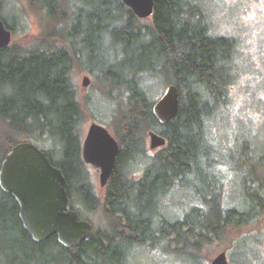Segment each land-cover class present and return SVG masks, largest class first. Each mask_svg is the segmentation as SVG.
Masks as SVG:
<instances>
[{
    "label": "trees",
    "instance_id": "obj_1",
    "mask_svg": "<svg viewBox=\"0 0 264 264\" xmlns=\"http://www.w3.org/2000/svg\"><path fill=\"white\" fill-rule=\"evenodd\" d=\"M6 1L0 0V17L12 31L2 17ZM29 2L53 26L32 47L11 42L0 48V161L15 144L34 143L62 170L71 207L87 220L100 210L107 225L76 247H63L54 235L36 243L22 226L16 201L0 189V264H130V252L141 246L197 261L204 244L261 226L264 146L259 151L247 142L248 159L238 163L246 170L241 208L221 204L216 184L189 182L215 165L208 129L235 47L232 38L209 32L200 0H154L150 24L121 0ZM107 39L123 53L110 68L102 45ZM85 52L93 61L89 69L104 80V93H117V100L111 98L118 102L113 135L120 152L102 199L81 156L85 113L72 71L85 66ZM159 78L178 90L177 112L165 124L152 112L148 89ZM149 129L166 139L154 153L144 145ZM138 160L145 164L135 177ZM189 186L202 204L170 219L162 201L175 187Z\"/></svg>",
    "mask_w": 264,
    "mask_h": 264
},
{
    "label": "rangeland",
    "instance_id": "obj_2",
    "mask_svg": "<svg viewBox=\"0 0 264 264\" xmlns=\"http://www.w3.org/2000/svg\"><path fill=\"white\" fill-rule=\"evenodd\" d=\"M200 1L207 16L209 32L232 38L235 47L229 66V81L222 87L223 92L211 115L208 129L209 142L214 153L211 159L215 160V165L205 175L202 174L203 179L191 176L189 182L203 188L211 186L212 183L216 184L221 204L241 208L240 176L246 170L243 167L238 168V163L240 159L247 158L244 148L247 142L254 144V148L259 151L264 146V0ZM75 3L77 6L82 5L78 1ZM2 17L12 28L11 42L27 48L35 45L39 35L44 30H52L53 26L49 23L47 25L43 10L32 7L29 0H7ZM142 21L150 24L151 17L143 18ZM102 45L109 68L117 64V59L123 58L121 46H111L109 39ZM82 61L85 66L76 64L72 71L79 101L85 113L81 145L92 121L104 125L113 134L118 104L111 98L116 95L117 100V93H104L106 85L102 84L104 80L100 79V72L89 69L93 61L88 52H85ZM84 75L90 79L85 88L81 85ZM168 85L161 78L149 82V95L153 103L164 94ZM144 145L147 150H151L147 134L144 136ZM156 149L151 152H156ZM254 154L251 159L257 160L259 154ZM144 164L143 160L134 163L133 176L138 177L141 174ZM86 166L93 187L102 199L105 188L99 183V169L90 164ZM191 184L188 185L192 186ZM190 186L188 189L175 187L169 196L162 199L161 204H165L164 209L170 219L182 216L183 211L195 203L202 204V200L198 201L193 192V186ZM88 217L94 233L106 228L107 223L100 210L90 213ZM240 233L229 234L230 236L204 244L196 254L197 261H191L189 257L168 255L160 251V248L148 250L142 246L133 248L129 261L130 264H208L219 252L225 251L230 264H264V218L259 228Z\"/></svg>",
    "mask_w": 264,
    "mask_h": 264
},
{
    "label": "water",
    "instance_id": "obj_3",
    "mask_svg": "<svg viewBox=\"0 0 264 264\" xmlns=\"http://www.w3.org/2000/svg\"><path fill=\"white\" fill-rule=\"evenodd\" d=\"M140 18L150 17L154 0H121ZM12 41V31L0 17V48ZM90 79L83 76L82 87ZM178 90L169 84L164 94L154 101L152 112L160 124L170 121L178 109ZM149 148L154 150L166 143L164 136L149 129ZM120 145L114 135L102 124L92 121L81 145L82 160L99 169L101 187L107 183L115 167ZM0 189L10 194L18 205V216L32 241L39 243L51 236L65 248L89 241L93 235L92 223L71 207L68 184L60 168L53 165L38 146L22 141L12 146L0 161ZM209 264H230L225 251L219 252Z\"/></svg>",
    "mask_w": 264,
    "mask_h": 264
},
{
    "label": "flooded vegetation",
    "instance_id": "obj_4",
    "mask_svg": "<svg viewBox=\"0 0 264 264\" xmlns=\"http://www.w3.org/2000/svg\"><path fill=\"white\" fill-rule=\"evenodd\" d=\"M226 257H227V256H226ZM227 259H228V258H227ZM129 260H130V258H129ZM211 260H212V259H211ZM211 260H210V261H211ZM210 261L208 262V264L210 263ZM228 261H229V260H228ZM128 262H130V261H128ZM130 263H131V262H130Z\"/></svg>",
    "mask_w": 264,
    "mask_h": 264
}]
</instances>
